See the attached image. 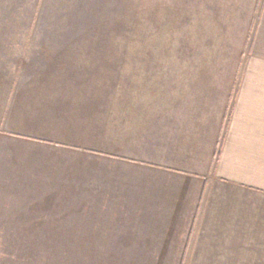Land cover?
I'll use <instances>...</instances> for the list:
<instances>
[{"label":"crops","instance_id":"obj_1","mask_svg":"<svg viewBox=\"0 0 264 264\" xmlns=\"http://www.w3.org/2000/svg\"><path fill=\"white\" fill-rule=\"evenodd\" d=\"M219 9L229 54L199 58L0 21V243L80 226L130 257L264 264V0Z\"/></svg>","mask_w":264,"mask_h":264},{"label":"rangeland","instance_id":"obj_2","mask_svg":"<svg viewBox=\"0 0 264 264\" xmlns=\"http://www.w3.org/2000/svg\"><path fill=\"white\" fill-rule=\"evenodd\" d=\"M224 0H0V21L9 26H39L57 41L136 44L130 52L146 57H214L221 49L214 16ZM228 2H226L227 5ZM225 5V6H226ZM246 6L235 3L233 9ZM78 32V36H75ZM81 32V33H80ZM83 37V39L81 38ZM209 39H212L210 41ZM219 47V46H218ZM236 56V55H235ZM232 57V55H231ZM57 229V241L0 243V264H175L176 259L130 257L129 242L81 241V227ZM72 229V230H71ZM87 229V227H86ZM85 229V230H86ZM40 235L24 238H53ZM55 233V232H53ZM83 237L93 238L88 232ZM124 248V249H123Z\"/></svg>","mask_w":264,"mask_h":264}]
</instances>
